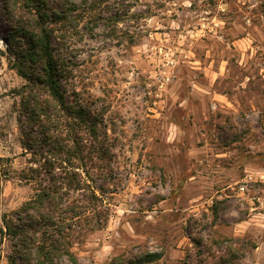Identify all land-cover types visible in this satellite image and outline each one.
<instances>
[{
	"label": "rangeland",
	"instance_id": "obj_1",
	"mask_svg": "<svg viewBox=\"0 0 264 264\" xmlns=\"http://www.w3.org/2000/svg\"><path fill=\"white\" fill-rule=\"evenodd\" d=\"M117 3L126 16L102 4L105 20L55 32L68 97L98 116L78 132L84 190L71 196L88 213L70 251L81 264H264V0ZM25 23L0 0V264L15 251L4 220L45 172L21 143Z\"/></svg>",
	"mask_w": 264,
	"mask_h": 264
},
{
	"label": "trees",
	"instance_id": "obj_2",
	"mask_svg": "<svg viewBox=\"0 0 264 264\" xmlns=\"http://www.w3.org/2000/svg\"><path fill=\"white\" fill-rule=\"evenodd\" d=\"M101 1L7 0L14 8L19 5L33 22L32 30L26 23L17 28L27 44L24 61L17 64L20 76L28 82L20 103V123L26 130L21 143L35 164L43 162L45 171L37 195L13 218L4 220L8 236L15 240L10 264H81L68 243L69 232L88 213V205L71 196L84 190L79 173L82 166L75 163L85 160V146L78 132L90 124L95 133L98 116L84 108L75 93L72 99L68 97L64 81L69 72L57 48L56 40L61 41V37L55 32L66 36L68 28L75 29L87 17L91 21L105 20L102 4L124 16L130 7L117 0L112 4ZM48 24H53V29ZM58 170L62 172L60 178L56 176ZM91 199H96L95 195Z\"/></svg>",
	"mask_w": 264,
	"mask_h": 264
}]
</instances>
